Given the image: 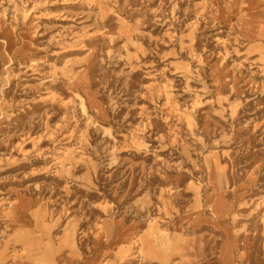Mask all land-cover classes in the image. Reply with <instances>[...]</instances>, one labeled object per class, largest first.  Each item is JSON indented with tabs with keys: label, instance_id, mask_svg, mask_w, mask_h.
<instances>
[{
	"label": "rangeland",
	"instance_id": "1",
	"mask_svg": "<svg viewBox=\"0 0 264 264\" xmlns=\"http://www.w3.org/2000/svg\"><path fill=\"white\" fill-rule=\"evenodd\" d=\"M241 253L264 264V0H0V264Z\"/></svg>",
	"mask_w": 264,
	"mask_h": 264
},
{
	"label": "crops",
	"instance_id": "2",
	"mask_svg": "<svg viewBox=\"0 0 264 264\" xmlns=\"http://www.w3.org/2000/svg\"><path fill=\"white\" fill-rule=\"evenodd\" d=\"M256 256L253 257L252 259V263L251 264H260V255L259 253L258 254H255ZM244 253H241L240 256L238 255V259H239V263L242 264L243 262H245L244 260ZM95 263H99L97 260L95 259H90V260H87L84 264H95ZM20 264H23V263H20ZM25 264V263H24ZM245 264H248L247 262Z\"/></svg>",
	"mask_w": 264,
	"mask_h": 264
},
{
	"label": "bare ground",
	"instance_id": "3",
	"mask_svg": "<svg viewBox=\"0 0 264 264\" xmlns=\"http://www.w3.org/2000/svg\"><path fill=\"white\" fill-rule=\"evenodd\" d=\"M253 16H254V19L257 18L256 15H253ZM231 249H232V247L228 242L223 244V246L221 247V250H220V259L222 261L228 260L231 257ZM95 264H97V263H95Z\"/></svg>",
	"mask_w": 264,
	"mask_h": 264
}]
</instances>
